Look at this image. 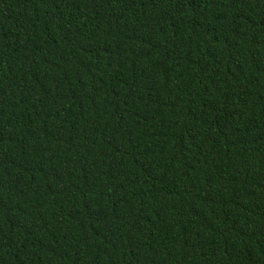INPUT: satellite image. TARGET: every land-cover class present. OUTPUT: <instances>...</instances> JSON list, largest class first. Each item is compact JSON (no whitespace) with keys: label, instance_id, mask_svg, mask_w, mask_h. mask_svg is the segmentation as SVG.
Here are the masks:
<instances>
[{"label":"trees","instance_id":"16d2710c","mask_svg":"<svg viewBox=\"0 0 264 264\" xmlns=\"http://www.w3.org/2000/svg\"><path fill=\"white\" fill-rule=\"evenodd\" d=\"M0 264H264V0H0Z\"/></svg>","mask_w":264,"mask_h":264}]
</instances>
